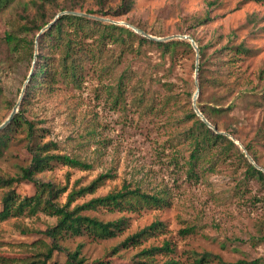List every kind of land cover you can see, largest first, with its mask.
Segmentation results:
<instances>
[{
  "label": "rangeland",
  "instance_id": "obj_1",
  "mask_svg": "<svg viewBox=\"0 0 264 264\" xmlns=\"http://www.w3.org/2000/svg\"><path fill=\"white\" fill-rule=\"evenodd\" d=\"M34 1L37 0H10L0 8L2 124L12 113V105L20 101L33 72L28 54L15 52L4 38L15 24L34 15ZM58 4L48 7V13L66 6L79 13L102 10L104 15L95 16L107 19L103 22L136 32L127 23L155 38L195 36L198 46L206 47L209 59L205 77L210 81L204 86V104L221 109L214 112L213 118L220 132L235 131L236 136L228 134L238 143L228 138L243 153L239 143L250 145L258 165L264 168V0H135L122 16L113 13L121 0H104L103 5L100 0H58ZM21 36L33 38L30 34ZM240 44L250 50L249 54L235 56L229 47ZM135 48L107 41L102 46L101 61L87 66L80 88L57 83L33 98L28 116L44 129L41 142H56L59 148L53 153L77 156L92 165L82 170L56 164L38 176L66 188L58 200L65 204L73 189L88 186L102 173L114 175L93 193L79 197L72 208L121 188L125 181L164 193L170 206L135 212L104 207L85 210L84 214L104 222L126 218L127 226L115 238L79 236L64 239L62 244L71 252L81 245V256L87 263L131 264L137 253L151 246L161 247L165 242L170 244V250L156 256L160 264L168 260L179 264H222L214 256L232 264L264 258V184L247 174L235 150L219 154L225 143L213 147L212 165L199 164L193 171L190 167L193 141L184 133L193 122L186 121L190 100L184 93L192 91L194 95L199 86L194 47L181 45L174 53L154 44ZM125 70L147 81L156 99L155 111L142 113L132 105L130 93L125 103L117 98V78ZM215 78L219 81L211 83ZM171 97L173 102L168 104ZM231 105L233 109L228 110ZM27 145L24 126L11 132L0 154V177H17L30 164ZM15 189L21 197L36 192L29 181L19 182ZM8 190L0 187V211ZM155 221L163 226L151 238L115 251L125 238ZM56 222L55 216L43 212L1 221L0 264H16L17 259L31 255L33 249L26 245L45 239L39 231ZM190 227L195 232H183ZM204 254L212 256L199 262ZM66 259L65 253L55 252L53 262L63 263Z\"/></svg>",
  "mask_w": 264,
  "mask_h": 264
},
{
  "label": "trees",
  "instance_id": "obj_2",
  "mask_svg": "<svg viewBox=\"0 0 264 264\" xmlns=\"http://www.w3.org/2000/svg\"><path fill=\"white\" fill-rule=\"evenodd\" d=\"M9 1L0 0V8L5 6ZM100 2L103 5L104 0H100ZM134 2L135 0H121V4L113 11L114 15L122 16L126 14ZM33 6L35 8L34 15L25 17V22L22 24H15L14 29L6 33L4 38L5 43L12 47L15 52L24 51L28 54L30 65L33 66V72L25 88L19 112L5 128L0 130V154L3 153L8 145L11 132L22 126L27 130V149L31 154L30 164L27 167H23L17 177H0V187L9 189L3 197L0 222L13 217L35 216L40 212L57 218L54 226L48 227L44 231H39L45 239H40L31 245H26L33 249V251H30L31 255L17 259L15 261L16 264H108L104 262L87 263L81 256V245L71 252L62 244V241L79 236H87L93 239L115 238L125 230L127 219L121 218L115 221L104 222L83 212L85 210H95L99 207L134 212L144 209H165L170 206V199L162 192L147 190L138 184L125 181L121 188H115L104 196L93 198L82 205H76L72 208V203L79 197L93 193L105 184L108 179L114 177L111 173H102L88 186L73 189L68 195L67 202L61 204L58 200L61 194L66 191V188L59 186L55 182L43 180L38 174L52 170L56 164L67 165L82 170L91 169L92 165L77 156L53 153V150L55 151L59 148L56 142L42 143L41 133L44 129L39 128L34 120L29 119V105L33 101V98L45 91H49V89L53 88L54 84L62 83L67 86L80 88L84 81L87 66L93 62L101 61L102 46L107 41L114 42L131 50L135 48L136 43L138 44V48H135L136 50L141 49L144 44H154L172 53L181 45H185L190 49L193 47L187 40L153 41L124 26L72 14L61 15L56 22L42 32L46 26L55 20L59 12H75L76 8L60 7L49 14L48 7L60 6L58 0H37L33 2ZM86 13L90 15H104L102 10L101 12L87 11ZM21 34H30L33 38L27 39L21 36ZM191 37L199 43L195 36ZM229 48L235 52V56L249 54L250 52L243 44ZM205 50L206 47L199 44L200 66L198 82L200 95L198 107L220 131L213 118L215 116L214 112H219L221 109L204 104L202 100L204 86L210 81V79L208 80L205 77L206 62L209 60L206 57ZM103 70L107 69L104 68ZM218 81L216 78L211 79V83ZM116 87L117 98L120 101L125 103L126 94L130 93L132 105L140 109L142 113L155 111L156 99L150 93L147 81L136 74V72L123 71L117 78ZM184 95L190 100V108L186 113V121L193 122L192 127L184 133V135H187L193 141L189 161L191 170L193 171L199 164H202V167L204 165H212L210 159L213 158H210V155L213 147L225 143L219 154L228 153L231 149L235 150L245 163L247 174L252 178H257L264 184V172L256 168L233 141L225 135L216 133L198 117L192 105L193 92L188 91ZM172 98H169L168 104L173 102ZM175 102L177 103V101ZM15 106L16 104L12 105V111ZM233 107L231 105L228 110H232ZM227 131L229 134L236 136L235 131ZM245 147L258 164V157L252 147L250 145H245ZM21 181L32 182L36 187L35 194L21 197L15 189V186ZM162 226L163 224L160 221L153 222L151 225L125 238L116 247L115 251L140 245L143 241L148 240L156 234ZM183 232L186 234L193 233L195 232V228L190 227ZM168 250H170L168 242H165L161 247L151 246L145 248L135 255L131 260V264H160L156 256ZM55 252L65 253L67 257L66 261L63 263L53 262ZM211 256V254H204L201 256L199 262L208 260ZM213 258L218 259L222 264H232L224 262L219 256H214ZM163 264L179 263L174 260H168ZM234 264H264V258L252 261H239Z\"/></svg>",
  "mask_w": 264,
  "mask_h": 264
},
{
  "label": "water",
  "instance_id": "obj_3",
  "mask_svg": "<svg viewBox=\"0 0 264 264\" xmlns=\"http://www.w3.org/2000/svg\"><path fill=\"white\" fill-rule=\"evenodd\" d=\"M64 14H72V15H77V16H83V17H88V18H92V19H96V20H107V19H104V18H101V17H98V16H95V15H90V14H87V13H79V12H62L60 13L59 15H57V17L55 18V20L50 23L48 26H46L43 30H47L54 22L57 21V19L61 16V15H64ZM126 25L128 27H131L133 30H135L137 33H139L140 35L144 36V37H147L149 39H152V40H156V41H169V40H173V39H182V40H187L189 41L192 46L194 47L196 53H197V64H196V83L198 85V73H199V66H200V63H199V46L198 44L196 43V41L189 35H177V36H173V37H168V38H155L149 34H147L145 31L135 27V26H132L130 24H127ZM32 75V74H31ZM30 75V77H31ZM29 77V78H30ZM29 81V79L27 80V82ZM25 92V89L23 90L22 92V95H21V99L20 101L16 104V106L14 107L12 113L10 114V116L8 117V119L0 125V130L5 128L11 121L12 119L14 118V116L19 112V106H20V103H21V100L23 98V94ZM199 95H200V88L199 86H197V90L195 92V94L193 95V108L196 112V114L198 115V117L209 127L211 128L212 130H214L216 133H219V134H222V135H225L227 137H230L234 142L236 141L234 137L230 136L228 133H225V132H220L218 130V128L216 126H214L208 119L207 117L201 112V110L199 109L198 107V99H199ZM236 143H238L236 141ZM240 147L242 148V150L244 151V154L245 156L248 158L249 161H251L253 163V165L258 168L259 170L263 171L264 172V168H262L261 166H259L255 161L254 159L251 157V155L248 153L246 147H244L242 144H240Z\"/></svg>",
  "mask_w": 264,
  "mask_h": 264
}]
</instances>
